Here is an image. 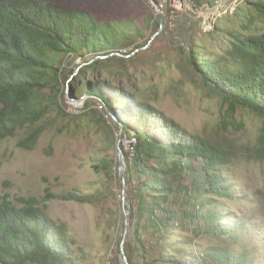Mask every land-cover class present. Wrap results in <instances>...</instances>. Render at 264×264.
Returning a JSON list of instances; mask_svg holds the SVG:
<instances>
[{"label": "trees", "instance_id": "1", "mask_svg": "<svg viewBox=\"0 0 264 264\" xmlns=\"http://www.w3.org/2000/svg\"><path fill=\"white\" fill-rule=\"evenodd\" d=\"M255 5L264 16V2ZM139 30L136 24L101 20L83 6L54 0H0V141L32 125L18 144L30 148L35 142L42 131L36 122L50 106L37 95L58 79L54 65L63 53L113 52L78 68L75 78L83 81L79 88L99 106L104 103L121 120L124 133L136 139L129 156L123 150L133 238L132 246L126 239L123 244L128 263L138 264L133 249L142 264H256L253 248L241 243L248 227L235 219V213H221L214 203L235 197L225 169L229 151L95 75L97 64L107 67L111 60H125L114 52ZM227 34L234 39L232 49L209 53L191 40L188 58L200 80L221 96L230 111L244 107L262 117L259 142L264 146V32L244 36L229 29ZM89 107L86 103L88 114L94 111ZM98 161L100 165L94 167L106 171L117 163L108 155ZM60 197L88 201L80 192ZM32 201L15 205L0 200V264H72L75 252L67 229ZM194 231L225 243L203 247L194 241ZM120 241L121 236L119 253Z\"/></svg>", "mask_w": 264, "mask_h": 264}, {"label": "rangeland", "instance_id": "2", "mask_svg": "<svg viewBox=\"0 0 264 264\" xmlns=\"http://www.w3.org/2000/svg\"><path fill=\"white\" fill-rule=\"evenodd\" d=\"M54 1L86 7L99 19L115 25L136 24L140 28L137 35L129 36L116 49L128 55L123 56L125 60H111L107 67L97 64L95 75L162 110L190 133L229 151L225 169L235 197L218 198L214 203L221 213H235V219L248 227L241 243L253 248L256 264H264V146L259 142L262 117L244 107L230 111L221 96L200 80L188 58L191 40L209 53H217L234 47L229 29L244 36L263 33L264 16L255 4L264 0H167L163 27L154 37L158 21L149 0ZM216 27L220 30L212 31ZM105 52L84 56L63 53L54 65L58 67V79L37 95L50 106L36 122L42 131L35 142L30 148L18 144L32 125L0 141V200L21 205L22 200L32 198L36 206L63 224L73 242L72 264H122L117 246L123 231L118 165L106 171L94 164L100 165L98 158L105 155L116 159V144L124 137V129L119 137L115 121L103 105L79 88L83 81L75 78L77 66L82 68L84 62L111 55L100 57ZM92 77L86 74L87 80L92 81ZM86 103L94 109L92 113H86ZM122 150L130 155V151ZM67 192L83 193L88 201L60 197ZM129 230L125 239L132 246ZM192 236L203 247L225 243L195 231ZM132 251L137 263L142 264Z\"/></svg>", "mask_w": 264, "mask_h": 264}, {"label": "water", "instance_id": "3", "mask_svg": "<svg viewBox=\"0 0 264 264\" xmlns=\"http://www.w3.org/2000/svg\"><path fill=\"white\" fill-rule=\"evenodd\" d=\"M149 1L153 5L154 10L156 11V16H157V21H158L157 30L152 34V37H154L156 34H158L160 32V30L163 27V24H164L163 11L165 9V5H166L167 0H162L161 3H159V4H157L154 0H149ZM145 46H142V48H144ZM114 53L117 55H120V56H128V55H124L122 53H119L118 51H115ZM110 54L112 55L113 52L109 53V55ZM100 57L104 58L105 56L102 55ZM90 61H92V60H90ZM87 63L88 62H84V64H87ZM79 66H77L75 70H78ZM103 107H104L105 111L111 116V118L117 123V126L119 128L118 135L120 136V134L122 133V130H123V124H122L121 120L119 118H117L115 115H113V113L106 107V105L104 103H103ZM116 161H117V165H118L117 171H118V175H119L120 181H121L120 196H121V204H122V212H123V231H122L121 241H120L121 262H122V264H129L127 261L125 252H124V248H123V244H124L126 234H127L128 228H129V209H128L127 201L125 198V188H126L125 170H126L127 163H126V158H125L124 152L122 150V147H120V140H118L117 144H116Z\"/></svg>", "mask_w": 264, "mask_h": 264}, {"label": "built area", "instance_id": "4", "mask_svg": "<svg viewBox=\"0 0 264 264\" xmlns=\"http://www.w3.org/2000/svg\"><path fill=\"white\" fill-rule=\"evenodd\" d=\"M121 136V135H120ZM119 136V137H120ZM120 141H122V146L123 148H125L127 151H132V147L133 145L135 144L136 142V139L135 137L133 136L132 133H125L124 134V137L122 139H120Z\"/></svg>", "mask_w": 264, "mask_h": 264}]
</instances>
